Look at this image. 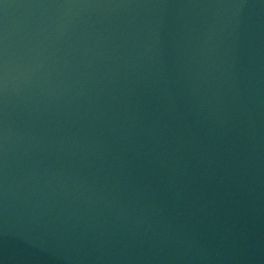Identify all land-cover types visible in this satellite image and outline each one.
<instances>
[{
  "label": "water",
  "instance_id": "water-1",
  "mask_svg": "<svg viewBox=\"0 0 264 264\" xmlns=\"http://www.w3.org/2000/svg\"><path fill=\"white\" fill-rule=\"evenodd\" d=\"M0 264H264V0H0Z\"/></svg>",
  "mask_w": 264,
  "mask_h": 264
}]
</instances>
